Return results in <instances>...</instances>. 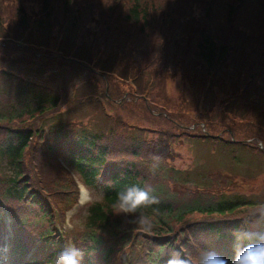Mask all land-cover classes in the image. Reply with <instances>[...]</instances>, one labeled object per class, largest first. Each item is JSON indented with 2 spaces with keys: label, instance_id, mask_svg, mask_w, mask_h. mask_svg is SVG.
<instances>
[{
  "label": "trees",
  "instance_id": "obj_1",
  "mask_svg": "<svg viewBox=\"0 0 264 264\" xmlns=\"http://www.w3.org/2000/svg\"><path fill=\"white\" fill-rule=\"evenodd\" d=\"M119 1L0 0V30L10 22L13 28L32 27L28 36L33 37L43 30L52 32L61 23L89 50L92 41L106 45L104 51L116 48L120 61L133 71L157 69L163 78L196 74L204 85L225 89L264 128V0H130L125 12L118 9ZM0 71L14 75L11 70ZM29 90L33 92L25 87L14 94L8 110L0 114V154L6 157V171L0 176V264H54L53 256L66 238L50 217L49 187L43 181L33 183L27 169L25 153L40 141L47 145L32 163L35 171H46L51 165L48 157L53 150L58 155L61 148L84 183L104 188L101 200L88 205L83 230L69 239L84 253L82 264H121L115 256L119 253L122 264L132 260L165 264L173 248L198 252L201 235L214 237L204 240V249L231 258V232L255 202L225 192L211 195L206 185L175 172L169 176L172 167L162 163L152 174L150 157L159 155L160 147L150 140L84 128L53 134L26 123L60 103L56 94ZM58 139L64 143L55 147ZM134 184L150 186L157 197L158 202L145 210L153 225L148 232L137 231L128 222L131 218L113 211L116 193ZM54 186L63 184L58 181ZM34 205L32 225L39 226L5 237L14 222H26L29 214L22 206ZM4 215L9 217L7 224ZM209 239L212 245L207 247Z\"/></svg>",
  "mask_w": 264,
  "mask_h": 264
},
{
  "label": "rangeland",
  "instance_id": "obj_2",
  "mask_svg": "<svg viewBox=\"0 0 264 264\" xmlns=\"http://www.w3.org/2000/svg\"><path fill=\"white\" fill-rule=\"evenodd\" d=\"M129 1H119L118 9L125 12ZM60 24L52 32L43 30L39 32L42 35L33 37L28 36L32 27L13 28L10 22L1 27L0 68L14 75L0 71V114L8 110L13 95L21 94L25 87L32 89L31 93L56 94L59 105L39 114L41 128L48 127L53 134L59 130L63 134L70 128L115 131L150 140L160 147L162 165L172 167L167 171L169 176L175 172L199 186L206 185L211 195L218 191L255 203L264 201V128L257 126L252 112L237 96L204 85L196 74L163 78L157 69L133 71L129 63L120 61L116 48L104 51L106 45L92 41L89 50L80 45L75 32L66 31ZM8 25L11 38L5 34ZM31 43L38 48L31 50ZM63 143L58 139L54 146ZM46 145L40 141L26 152L27 169L33 183L43 181L49 187L50 217L67 236L83 230L87 204L101 200L104 189L83 186L61 148L58 155L53 150L48 157L51 165L45 167L46 171H35L32 163L40 159L39 151ZM5 171L6 157L0 154V176ZM58 181L62 188L54 186ZM22 207L29 214L26 222H14L11 229L7 228V235L39 226L32 225L37 206ZM250 209L248 206L245 214ZM208 238L214 237H199L200 248ZM207 241L210 247L212 240ZM115 256L122 264L121 254Z\"/></svg>",
  "mask_w": 264,
  "mask_h": 264
},
{
  "label": "clouds",
  "instance_id": "obj_3",
  "mask_svg": "<svg viewBox=\"0 0 264 264\" xmlns=\"http://www.w3.org/2000/svg\"><path fill=\"white\" fill-rule=\"evenodd\" d=\"M149 171L155 174L162 157L152 155ZM157 197L150 186H127L115 195L113 211L116 216L131 218L128 222L137 231L152 230V222L146 209L156 204ZM231 258L214 249L201 248L195 254L180 249L167 253L165 264H264V201L255 203L246 218L231 232ZM84 253L73 243H68L53 256L54 264H82Z\"/></svg>",
  "mask_w": 264,
  "mask_h": 264
},
{
  "label": "bare ground",
  "instance_id": "obj_4",
  "mask_svg": "<svg viewBox=\"0 0 264 264\" xmlns=\"http://www.w3.org/2000/svg\"><path fill=\"white\" fill-rule=\"evenodd\" d=\"M83 194V193H82ZM84 195H85V193H84ZM84 197V196H83ZM82 198V197H81ZM86 200H87V198H86ZM82 201V200H81Z\"/></svg>",
  "mask_w": 264,
  "mask_h": 264
}]
</instances>
